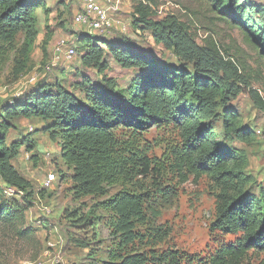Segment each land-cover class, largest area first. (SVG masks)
Here are the masks:
<instances>
[{
  "label": "trees",
  "instance_id": "16d2710c",
  "mask_svg": "<svg viewBox=\"0 0 264 264\" xmlns=\"http://www.w3.org/2000/svg\"><path fill=\"white\" fill-rule=\"evenodd\" d=\"M133 24L151 31L154 39L171 50L192 70L159 62L139 48L132 38L119 34L116 39L100 38L96 33L79 36V55L86 67L105 73L108 57L128 69H134L127 86L114 77L104 76L100 83L81 73L67 85L62 80L39 84L33 91L23 90L0 108V173L2 180L23 191L24 201L33 195L31 183L23 177L11 160L21 143L7 145L8 132L19 117L50 120L60 129L61 154L73 169L77 196L105 194V184H115L132 177L142 166L148 173L153 161L139 151L137 145L154 126L173 125L178 139L171 148L173 168L185 182L189 176H208L219 188L214 229L239 235L235 243L222 244L202 260L179 251L162 252L158 264H242L251 251L264 254V188L253 189L254 178L248 173L249 158L244 149L229 142L252 143L255 132L241 123V117L228 108V101L240 93L239 82L247 83L238 67L220 57L213 47L201 46L191 32L174 16L154 20L153 5L158 0H137ZM214 9L225 13L242 29L245 38L264 53V5L258 0H209ZM45 0H0V71L5 57L21 30L31 31L36 12ZM108 46V51L105 49ZM17 72L23 67L17 62ZM257 107L264 109V98L251 91ZM221 108V111L219 109ZM223 124L221 140L216 129ZM127 133L128 142L117 136ZM230 139V140H229ZM30 142V151L35 144ZM154 170L160 171L156 164ZM7 197L0 185V221L13 222L23 212L18 203ZM138 200L130 202L127 194L113 196L109 207L123 215L134 212ZM131 203V207H129ZM22 215V213H21ZM123 239L111 250L107 264H146L144 254H127L123 249L136 236L130 226H123ZM159 229L155 237H162ZM121 258V261H116ZM261 264H264V256Z\"/></svg>",
  "mask_w": 264,
  "mask_h": 264
},
{
  "label": "rangeland",
  "instance_id": "374dc122",
  "mask_svg": "<svg viewBox=\"0 0 264 264\" xmlns=\"http://www.w3.org/2000/svg\"><path fill=\"white\" fill-rule=\"evenodd\" d=\"M258 1L264 5V0ZM101 2L115 27L110 33H96L98 37L114 40L124 34L159 62L192 70V64L184 63L156 41L151 31L134 26L137 0ZM81 8L82 0H45V5L37 8L32 30H21L5 57L0 71V108L17 92L33 91L35 83L31 85L29 79L36 72L39 84L62 80L69 85L85 73L94 83H100L107 75L121 86H127L136 76L134 69L123 67L111 57H108L110 67L105 73L82 64L78 38L89 31L74 21L75 13ZM153 12L152 18L158 21L174 16L201 46L216 48L220 57L233 62L247 80V83L239 82L240 93L228 101L227 107L238 112L242 125L255 132V140L252 143L237 139L226 142L246 151L247 173L254 178L253 189L264 188V109L257 107L251 95L255 90L264 98V53L245 38L242 29L236 27L230 17L214 9L209 0H158ZM60 40L74 46L76 56L63 60L50 72L38 70L51 60ZM105 49L108 51L106 44ZM18 61L23 67L19 72L16 71ZM216 129L221 140H228L220 121ZM59 130L51 126L50 120L19 117L16 126L8 132L9 147L21 143L11 162L31 183L33 195L25 201L20 196L11 198L23 212L18 210L20 217L13 222L0 221V264H107L111 261V250H116L124 237L125 225L130 226L136 240L123 249L127 254H144L146 264H158L157 257L172 250L207 260L222 244L235 243L240 238L214 229L220 190L210 177L189 176L183 182L171 165V148L178 141L173 125L154 126L139 141V151L153 161L148 173L141 172L140 166V171L132 177L105 184V194L79 196L75 193L74 171L62 158ZM117 136L126 142L131 138L120 131ZM28 141L35 144L32 151ZM156 164L160 171L154 170ZM50 173L56 175V180L45 188L44 182ZM125 194L130 202H139L134 212L123 215L119 210L113 211L108 200L113 196L122 198ZM159 229L165 235L155 237ZM263 256L251 251L242 264H261Z\"/></svg>",
  "mask_w": 264,
  "mask_h": 264
},
{
  "label": "built area",
  "instance_id": "2783aa9c",
  "mask_svg": "<svg viewBox=\"0 0 264 264\" xmlns=\"http://www.w3.org/2000/svg\"><path fill=\"white\" fill-rule=\"evenodd\" d=\"M74 21L76 24L84 26L90 33H110L115 27V22L111 18L108 9L102 4L101 0H82V8L74 15ZM125 29V26L122 27ZM76 56L75 47L70 45L65 40H60L55 48L54 53L49 62L44 65L39 66L38 70L45 73L52 71L56 68L60 62L63 60H71ZM29 79L30 84L36 83V76ZM17 92L15 95H19ZM56 180V175L50 173L45 182L44 187L49 188L52 186L53 182ZM0 185L3 189L4 194L7 197H19L24 193L15 186L6 184L1 177L0 173ZM30 264H44V262L30 263Z\"/></svg>",
  "mask_w": 264,
  "mask_h": 264
},
{
  "label": "water",
  "instance_id": "95a60500",
  "mask_svg": "<svg viewBox=\"0 0 264 264\" xmlns=\"http://www.w3.org/2000/svg\"><path fill=\"white\" fill-rule=\"evenodd\" d=\"M68 1H71V0H68Z\"/></svg>",
  "mask_w": 264,
  "mask_h": 264
}]
</instances>
